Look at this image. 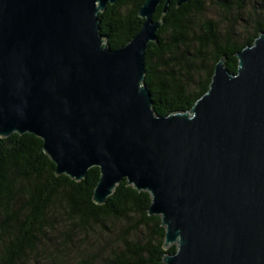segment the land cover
I'll use <instances>...</instances> for the list:
<instances>
[{"label": "water", "instance_id": "obj_1", "mask_svg": "<svg viewBox=\"0 0 264 264\" xmlns=\"http://www.w3.org/2000/svg\"><path fill=\"white\" fill-rule=\"evenodd\" d=\"M113 1L0 0V136H38L56 175L98 167L95 204L121 179L146 191L175 245L164 264H264V31L234 51L235 71L214 61L188 108L158 114L143 55L161 0H143L111 48L97 12Z\"/></svg>", "mask_w": 264, "mask_h": 264}, {"label": "trees", "instance_id": "obj_2", "mask_svg": "<svg viewBox=\"0 0 264 264\" xmlns=\"http://www.w3.org/2000/svg\"><path fill=\"white\" fill-rule=\"evenodd\" d=\"M142 1L114 0L97 12L98 32L109 47L123 44L139 28ZM205 1L169 0L161 15V0L151 14L162 18L143 55V83L155 113L188 108L207 87L214 61L223 57L227 70L235 71L234 51L264 31V17L241 40L229 21L221 34L211 18L195 28L193 16ZM212 1L221 9L229 5ZM234 1L241 8L246 0ZM98 174L91 166L78 181L56 175L38 136L27 131L0 136V264H164L162 255L174 252L175 245L162 247L164 228L158 215L147 214L148 193L121 179L104 203L95 204L91 194ZM60 235L69 244L79 236L81 244L64 255L55 240ZM44 249L40 261L36 253Z\"/></svg>", "mask_w": 264, "mask_h": 264}, {"label": "rangeland", "instance_id": "obj_3", "mask_svg": "<svg viewBox=\"0 0 264 264\" xmlns=\"http://www.w3.org/2000/svg\"><path fill=\"white\" fill-rule=\"evenodd\" d=\"M229 5L226 9H221L214 1L206 0L204 9L193 16V22L195 23V28L199 25L202 20L211 18L215 21L216 30L221 34L225 28L226 21H229L231 25L229 28L232 30L233 36L237 40H241L242 37L250 30H252L253 25L256 23L257 19L264 17V0H246L242 7L239 8L238 4L234 0H229ZM198 65H195V67ZM198 68V67H197ZM56 237V236H55ZM57 247L62 254H66L70 247L77 248L81 244V238L77 236L69 244V241L63 243L62 235L57 236L55 239ZM46 250L39 251L38 255L40 261L44 258ZM33 263V261H30Z\"/></svg>", "mask_w": 264, "mask_h": 264}]
</instances>
